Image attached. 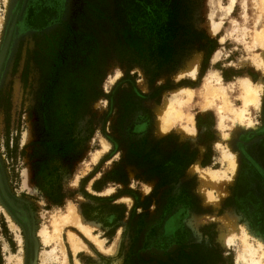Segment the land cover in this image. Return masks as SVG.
I'll return each mask as SVG.
<instances>
[{
  "label": "rangeland",
  "instance_id": "obj_1",
  "mask_svg": "<svg viewBox=\"0 0 264 264\" xmlns=\"http://www.w3.org/2000/svg\"><path fill=\"white\" fill-rule=\"evenodd\" d=\"M188 1L190 28L171 42L174 63L152 76L116 42L115 8L140 10L141 0H0V176L3 190L23 204L13 210L0 193V264H27L29 257L33 264H61L63 257L66 264H264V69L252 63L264 59V49L253 45L255 30L264 26L256 19L260 2L234 0L225 15L229 0ZM216 21L219 29L211 34ZM92 47L101 67L90 79L88 67L81 81L95 98L73 127L77 149L51 156L39 143L47 134L60 140L62 132L53 126L55 97L47 88L68 79L69 60L81 48L90 55ZM195 56L200 65L193 78L184 70ZM211 73L234 86L226 90L231 104L221 116L218 100L200 109ZM239 78L261 87L259 106L248 105L241 122L233 113L243 106ZM184 89L193 91L184 109L192 115V132L184 136L172 126L158 133L155 108ZM193 166L216 174L221 184L203 187ZM58 191L61 204L55 205L49 194ZM69 205L102 249L65 225L59 246L43 244L40 231L53 234V218ZM175 214L179 219L167 226ZM226 214L237 227L230 228L227 247L219 240ZM69 232L82 246L77 252Z\"/></svg>",
  "mask_w": 264,
  "mask_h": 264
},
{
  "label": "trees",
  "instance_id": "obj_2",
  "mask_svg": "<svg viewBox=\"0 0 264 264\" xmlns=\"http://www.w3.org/2000/svg\"><path fill=\"white\" fill-rule=\"evenodd\" d=\"M144 1L146 0L139 2L141 3L139 4L140 10L135 7L128 10L119 4L115 8L114 28L116 34L119 33L116 36V42L124 45L126 50L129 49L135 53L144 63L143 66L147 69V73L156 76L163 68L174 63L176 54L171 42L181 34L185 36L189 31V1L151 0L154 1L151 4ZM162 15L164 16L163 23H161ZM146 22L149 26L144 31L142 26ZM79 50L80 52L69 60L72 65L69 80H64L61 85L54 84L52 88H47L49 94L55 97L51 103L53 126L62 132L60 140L50 141L49 134H47L39 143L43 150L45 148L44 152L50 153L51 156L66 157L77 149L73 127L85 114L89 113V104L95 98V95L90 96L87 93L88 88L81 81L86 78L84 73L89 70L88 67H91L88 79L95 73L99 75L101 63H98L96 58L100 56L96 54L95 47L90 48V55H86L82 48ZM101 59L103 62L104 58ZM47 146L49 147L47 148ZM190 162L188 161L186 165L182 166L181 172L176 178L181 177L182 172L191 164ZM167 170L171 171L172 168ZM42 171L40 174H43ZM164 185L165 183L161 182V186ZM49 199L55 205L61 204L59 191L49 194ZM83 215L90 219L84 212Z\"/></svg>",
  "mask_w": 264,
  "mask_h": 264
},
{
  "label": "bare ground",
  "instance_id": "obj_3",
  "mask_svg": "<svg viewBox=\"0 0 264 264\" xmlns=\"http://www.w3.org/2000/svg\"><path fill=\"white\" fill-rule=\"evenodd\" d=\"M234 2H235L234 0H229L228 5L223 9L225 15L230 14L231 9L234 6ZM259 2H260L259 7H257L258 8V11H257L258 17L256 18L257 21H259L261 19L264 20V0H259ZM216 6H217V9H219V4H216ZM219 26H220V23H217V21H216V23L212 22L210 24L211 34H215L218 31ZM220 40L222 42L224 40V38H221ZM253 45L262 47V49H264V26L261 25L260 30H258V31L255 30L254 44ZM259 58L260 59L258 61L252 62V63H254L256 67H258V68L262 67L261 69H264V59H261V57H259ZM199 63H200V57L195 56L193 58V60L192 61L190 60V62L187 64V67L184 70V73L186 72L194 78L195 74L198 70V66L200 65ZM214 76H215V74L211 73L209 75V77H206V79L204 80V84H203L201 91H200V98L202 100V106L200 109L202 111H204L207 108H211L214 100H218L219 105L216 108V112L219 116H221V115H224V111H225L226 107L229 106V104H231L226 99V90H232L234 88V86H232V85H230V86L228 85L229 87L224 86L221 83H219V78L216 77L217 75L215 77ZM237 81L238 82L236 84V87L240 91V96L242 99V105L243 106H242V108H240L237 111L233 110V113L235 115L234 116L235 120L238 122H241L242 120L247 119L246 118V113H247L246 111H247L248 105H251L254 107L259 106V94L261 92V87L253 86L251 81L247 78H239ZM192 96H193V91L191 89H184V90H181L179 92H172V95L170 96V98L163 101V104L161 106H158L155 108V111L157 113L156 115H158L159 119H160V123H159L158 128H157L158 133H161V134L165 133L172 126H177L178 131L181 132L182 135H184V136L188 135L189 133L192 132V127H191L192 115L190 113H187L186 110H184L187 106H189L190 102L192 101ZM248 124L250 125L249 120H248ZM97 157H98L97 154L93 155V160L96 161ZM229 165H230L229 166L230 172L232 174H234V172L237 168V164H236L235 160L230 159ZM194 171L199 172L198 173L199 174V180L202 183L203 187L204 186H212V185L215 186V184H217V185L221 184L219 179L217 178L216 174H212V173L210 174V173L206 172L207 170L205 171L204 169H200L198 166H193L191 168L190 172H194ZM204 196L207 197L206 192H205ZM216 206H218V205H216ZM234 219L235 218L233 216H230L229 214H226L224 217H222L220 219V221L223 224V226L221 227V231L223 233L221 234L219 240L222 243V245H224L226 247L229 246L231 244V242L233 241L232 238L230 237V231H231L230 228L232 230L237 229ZM209 221H210V219H209ZM51 224H52V228H53V234H52V232L51 233L48 232L45 228H43L40 231V236L42 238V242L45 245H48V243H50L51 241H53L54 244L58 245V243L60 241L61 227L65 225V226L76 227L83 235H85L87 238L92 240L100 249H102L101 242H99L95 237L92 236L91 227L89 226V223L85 222L78 215V210L75 209L72 205L67 206L66 210L63 213L54 217ZM67 238H68V241L71 245L72 250L74 252H77V250H79V248L81 246V245L79 246V241L77 240V236L74 233L69 232L67 235ZM60 251H61L62 255L64 256V251L61 249H60ZM114 251L115 250H113V252ZM106 252H107V250H106ZM54 253H55V248H53L52 251H50L49 256L54 257ZM109 253H110V251H109ZM62 255H61V258H62ZM60 263L66 264L64 257L62 258V261ZM76 264H78V263L76 262ZM254 264H259V263H258V261H256V262H254Z\"/></svg>",
  "mask_w": 264,
  "mask_h": 264
},
{
  "label": "water",
  "instance_id": "obj_4",
  "mask_svg": "<svg viewBox=\"0 0 264 264\" xmlns=\"http://www.w3.org/2000/svg\"><path fill=\"white\" fill-rule=\"evenodd\" d=\"M0 193H1V196L4 200V202L13 210H19L22 208L23 204L19 201H13V199H11L8 194L3 190L2 188V182H1V176H0ZM18 217V215H17ZM28 234V232H27ZM33 241V237H29V243H31ZM32 250V248H31ZM30 250V251H31ZM27 264H33V260H32V257H29V260L27 262Z\"/></svg>",
  "mask_w": 264,
  "mask_h": 264
},
{
  "label": "flooded vegetation",
  "instance_id": "obj_5",
  "mask_svg": "<svg viewBox=\"0 0 264 264\" xmlns=\"http://www.w3.org/2000/svg\"><path fill=\"white\" fill-rule=\"evenodd\" d=\"M180 212V211H179ZM178 212V213H179ZM177 213V214H178ZM177 214H175L173 217H171V218H169L168 219V221H167V226H169L170 225V223H173L174 221L175 222H177V220L179 219V217H178V215ZM166 225V224H165ZM174 225H175V223H174ZM171 226H173L172 224H171ZM178 228V227H177ZM175 231V230H174Z\"/></svg>",
  "mask_w": 264,
  "mask_h": 264
}]
</instances>
